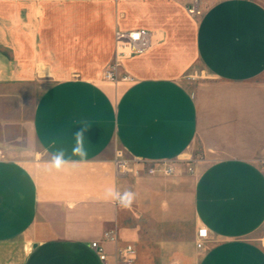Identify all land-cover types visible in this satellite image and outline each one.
Masks as SVG:
<instances>
[{
  "label": "crops",
  "instance_id": "obj_1",
  "mask_svg": "<svg viewBox=\"0 0 264 264\" xmlns=\"http://www.w3.org/2000/svg\"><path fill=\"white\" fill-rule=\"evenodd\" d=\"M91 1L102 6L92 22L53 15L52 60L41 48L45 0H0V264H103L92 240L107 264L125 244L133 264H264V2L200 0L195 20L191 0L55 3ZM138 27L150 48L116 47L133 81L61 75L38 87V75L65 68L59 40L102 51L116 28ZM195 61L207 76L191 90L180 76ZM81 131L84 157L73 154ZM117 147L131 162L123 174ZM186 150L192 172L146 171ZM110 187L135 194L130 209Z\"/></svg>",
  "mask_w": 264,
  "mask_h": 264
},
{
  "label": "rangeland",
  "instance_id": "obj_2",
  "mask_svg": "<svg viewBox=\"0 0 264 264\" xmlns=\"http://www.w3.org/2000/svg\"><path fill=\"white\" fill-rule=\"evenodd\" d=\"M192 1H196L198 3V10L199 13L195 15L188 14L186 11L187 5H189ZM208 1V0H203ZM264 2V0H260ZM46 9L42 16V29H41V48L42 51L45 52L48 58L53 60V15L61 17L65 12H71L72 14H80L85 17V19L90 18L92 22L95 19L96 15L99 12V9L102 8L100 3L98 2H86L84 5H71L66 7L65 4L61 2L55 3V0H45ZM53 6H56L53 9ZM203 6L200 0H191L186 3L185 5V12L187 16L191 19H197L203 12ZM68 8V11H65ZM103 11V9H102ZM60 19V18H59ZM81 39H75L74 41H70L71 44H66V40H59L58 46L55 48L58 50L56 55L65 65V68L58 69L55 72H52L50 75H38L37 84L38 87H43L45 83L54 80L58 76H79V75H87L90 77H94L95 79L106 80L109 82L115 83V80H111L105 76L106 70L110 68H115L117 73L127 72L131 75L128 71H119L118 64L116 62V43L115 40L113 41V48H110L107 45L102 51L99 50V46L97 44H92V39L90 44H81ZM61 43V44H60ZM118 50H124L126 55L134 54L129 50L127 47H118ZM113 53V54H112ZM98 57H104V59H99ZM39 73H41L39 71ZM47 71H45V74ZM43 74V73H41ZM207 76V72H205L203 66L200 62L195 61L194 64L190 67L189 70L185 71L181 76L180 79L189 89L192 90L194 84L205 78ZM119 154V155H118ZM123 151L120 147L115 148L113 159L122 158L125 160L123 155ZM191 155L188 153V150L183 152L178 158L173 160L172 162L176 166L186 167L188 164L192 165ZM127 161V165L129 166ZM127 166V167H128Z\"/></svg>",
  "mask_w": 264,
  "mask_h": 264
},
{
  "label": "built area",
  "instance_id": "obj_3",
  "mask_svg": "<svg viewBox=\"0 0 264 264\" xmlns=\"http://www.w3.org/2000/svg\"><path fill=\"white\" fill-rule=\"evenodd\" d=\"M186 11L188 14L195 15L199 13L198 3L196 1H192L189 5H187ZM151 31L144 27H138L133 29H122L116 28L114 31V40L116 43V47H127L133 53H141L147 50L152 45V37ZM105 76L111 80H123V81H133L134 78L132 75L127 72L117 73L115 68H110L106 70ZM1 157V155H0ZM193 160L192 158L188 161ZM115 171L117 174H122L121 169H124V172L129 170V166L127 165V160L118 158L114 160ZM128 166V167H127ZM176 165L172 161H158L154 165L146 167V171L148 173H161L163 175H172L176 172ZM186 169L189 172L193 171V165L188 164ZM123 172V173H124ZM104 237L108 240H115V236L112 230H107L104 232ZM207 238V228L205 226H201L196 231V239L195 246L197 248H201L204 240ZM91 247L97 252L98 258L103 262V264H107V254L103 248V246L99 243L98 240H92L90 242ZM116 261L119 264H133L135 259L134 248L131 244H125L123 246H118L115 251Z\"/></svg>",
  "mask_w": 264,
  "mask_h": 264
},
{
  "label": "clouds",
  "instance_id": "obj_4",
  "mask_svg": "<svg viewBox=\"0 0 264 264\" xmlns=\"http://www.w3.org/2000/svg\"><path fill=\"white\" fill-rule=\"evenodd\" d=\"M76 137H77V145L73 149V154L74 155H80L81 157H84L87 155V153L83 148V132L82 131L77 132ZM62 156H63V154L60 153L55 158L54 163H55V166L57 168H59L63 163ZM123 172H124V169L122 168L121 173L123 174ZM106 196L111 197L112 199H114L119 204V206H121L122 208H126V209L131 208L133 201L135 199V194L132 191L125 190L123 192V194H121L119 192H116L115 189L111 188V187L106 190Z\"/></svg>",
  "mask_w": 264,
  "mask_h": 264
},
{
  "label": "bare ground",
  "instance_id": "obj_5",
  "mask_svg": "<svg viewBox=\"0 0 264 264\" xmlns=\"http://www.w3.org/2000/svg\"><path fill=\"white\" fill-rule=\"evenodd\" d=\"M40 72L43 73V74H45V70H43V69H40Z\"/></svg>",
  "mask_w": 264,
  "mask_h": 264
}]
</instances>
